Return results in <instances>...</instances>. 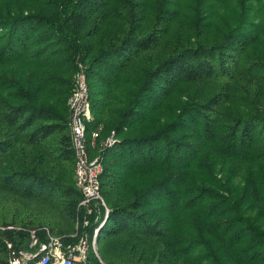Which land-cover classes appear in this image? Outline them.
I'll list each match as a JSON object with an SVG mask.
<instances>
[{
  "label": "trees",
  "instance_id": "obj_1",
  "mask_svg": "<svg viewBox=\"0 0 264 264\" xmlns=\"http://www.w3.org/2000/svg\"><path fill=\"white\" fill-rule=\"evenodd\" d=\"M79 75L102 260L264 264V0H0V264L33 229L78 241Z\"/></svg>",
  "mask_w": 264,
  "mask_h": 264
},
{
  "label": "built area",
  "instance_id": "obj_2",
  "mask_svg": "<svg viewBox=\"0 0 264 264\" xmlns=\"http://www.w3.org/2000/svg\"><path fill=\"white\" fill-rule=\"evenodd\" d=\"M68 105L71 113L70 127L73 135V144L76 156L75 178L77 187L81 190L84 198L80 204L85 212L84 220L80 218L76 221V233L70 239L78 241H69L67 237L53 235L50 230L43 232L46 238L40 237L39 230L29 231L30 244L27 250H17L12 243L7 242L9 250V264H106L100 257L98 250V235L100 229L104 226L110 214L102 194L100 177L104 171V164L101 156L92 158L91 149L97 147V140L103 131L100 126L92 132L91 142L88 141L87 131L88 123L94 120L92 106L89 97V89L85 77H77L76 86L72 93ZM116 142V134L111 135L104 140L102 148L111 147ZM105 209L104 221L98 229L95 230L91 239L88 232L81 233V227L89 225V219L99 207ZM92 253L95 260L92 259Z\"/></svg>",
  "mask_w": 264,
  "mask_h": 264
},
{
  "label": "rangeland",
  "instance_id": "obj_3",
  "mask_svg": "<svg viewBox=\"0 0 264 264\" xmlns=\"http://www.w3.org/2000/svg\"><path fill=\"white\" fill-rule=\"evenodd\" d=\"M75 233H76V225L74 224V228H72L70 230V234H71V236H73V235H75Z\"/></svg>",
  "mask_w": 264,
  "mask_h": 264
}]
</instances>
